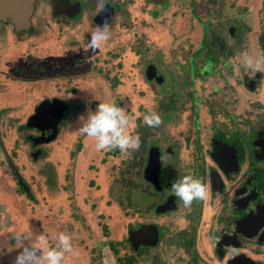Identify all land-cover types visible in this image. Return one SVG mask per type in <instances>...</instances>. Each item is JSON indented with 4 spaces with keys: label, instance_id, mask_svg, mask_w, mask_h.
<instances>
[{
    "label": "flooded vegetation",
    "instance_id": "1",
    "mask_svg": "<svg viewBox=\"0 0 264 264\" xmlns=\"http://www.w3.org/2000/svg\"><path fill=\"white\" fill-rule=\"evenodd\" d=\"M28 2L0 0V264L18 250L3 237L21 230L49 244L69 234L61 264H264V66L253 74L240 64L242 52L264 56V18L261 52H248L243 25L264 0ZM214 6L226 8L220 37L197 17L213 21ZM102 24L108 41L91 44ZM212 37L237 46L219 55ZM167 42L179 49L174 67ZM67 67L81 70L71 89ZM217 84L223 91L208 94ZM89 93L125 109L137 149L89 161L94 140L75 136L76 102ZM51 102L66 106L56 126L39 108ZM149 111L159 126L143 122ZM185 174L207 193L188 207L170 187Z\"/></svg>",
    "mask_w": 264,
    "mask_h": 264
},
{
    "label": "clouds",
    "instance_id": "2",
    "mask_svg": "<svg viewBox=\"0 0 264 264\" xmlns=\"http://www.w3.org/2000/svg\"><path fill=\"white\" fill-rule=\"evenodd\" d=\"M108 39L109 32L106 25L102 24L91 33L90 43L101 46ZM240 64L246 72L255 74L264 66V56L253 57L242 52ZM83 104L84 110L75 116V131L91 137L97 150L119 149L120 152L127 153L138 148V135L127 131L130 118L124 108L114 100H98L92 94L83 99ZM142 119L149 127H156L161 123V117L156 111L146 112ZM68 124L71 127L72 121ZM170 187L185 207L190 206L194 200H203L207 194L204 183L190 174L177 177ZM9 239L11 244L8 243ZM49 239L42 231H13L3 237V246L5 249H18L11 264H61L64 253L71 248L70 235L60 232L55 244L47 243Z\"/></svg>",
    "mask_w": 264,
    "mask_h": 264
},
{
    "label": "rangeland",
    "instance_id": "3",
    "mask_svg": "<svg viewBox=\"0 0 264 264\" xmlns=\"http://www.w3.org/2000/svg\"><path fill=\"white\" fill-rule=\"evenodd\" d=\"M224 9H226V8L224 7ZM224 9H223V7H215V6H214V8H211L210 9V12H211L210 14L212 15L213 21H211L209 23L207 22L204 14H203V12L198 11L197 17H198L199 20H201L200 21V26L202 25L201 22L203 21V26L204 27L202 28V26H201V28L205 32H207L208 35L214 36V37H220V36H222V31L223 30L218 27V23H216V19L218 21L222 20V17L224 16V13H225V10ZM261 17L264 18V12H258V14L247 15L246 18H245V24H243V25L246 27V36H247L246 38H247V41L246 40L245 41L247 42V45H248V52H250V50H251V52H253V51L258 52V50H259V52L262 51L260 48H258L259 43L257 42V39H256V37H258V34L260 32V28H261V25H262V19H260V22L258 24H257L256 20H257V18H261ZM258 25L260 27H258ZM197 27H198V25H197ZM201 28L198 27L197 30H196V32H195V34H194V36H195L196 39H199L200 36H201V34H202V31H200V30H202ZM183 30H184V28H182L181 31H179L178 28L177 29L172 28V32L169 33V34L170 35H174V34L176 35V34H178V36H180L181 38H183V40H181V44H182L183 42H185L184 41V36L186 35L185 34V31H183ZM212 40L214 42V44H213V46H214L213 51L216 52L219 55H221V52L223 51L222 49H220V47H222L223 49L228 50V51H229V48H230V51H231V49L233 48L234 45L237 46V44H235L233 42H231V43H225V41L221 42L220 39L218 40V39L213 38V37H212ZM168 42L166 44V47L168 48L169 51L171 49V51L169 53L171 61H168L167 60V62L170 63V64L172 63L173 64V67H174V65H176L175 62H177V58H178L177 55H178L179 49L177 48L176 43L175 44L172 43V44H170V47H168V45H169ZM238 42L240 44L242 43V36H241V38L239 39ZM174 54L176 56L175 61H174V58H173L174 57ZM182 57L183 56L181 55L180 58H182ZM219 63H221V61ZM208 66H210V65H208ZM62 67H64V66H61L60 69ZM67 68H68V70L66 69L67 75L64 76V80L66 81V84L69 87V89H71L72 88V86H71V83L72 82L70 81V79H72V77H71L72 76V73H74L75 71H77L79 67H77L75 69H72L70 67H67ZM56 69H59V68H56ZM79 71H81V70H78L77 72H79ZM81 78L84 79V82H92L94 80V78L92 77V74H85ZM214 80H216V79H214ZM226 89H231V88L229 86V88H226ZM212 90H214V91L211 92ZM215 91H216V94H217L218 91H219V93H221L223 91V88H221L219 86V84H217L216 86H212L209 89L208 94H211V96H213L215 94ZM174 93L178 96V92L177 91L174 90ZM75 102L76 101H73L72 104H75ZM76 103H80L81 106L84 105L82 101H77ZM70 132L72 134H75L74 131H72V130ZM75 136H78V132H76V135ZM72 139H74V138H72ZM75 141H76V139H74L72 142L75 143ZM80 156H81V154H80ZM104 156L105 155L102 152V150H97L95 148V143L93 142L92 147H91V150H90V153H89V156H88L89 161L92 160L95 163H97L98 162V159L100 157H104ZM119 158L120 157H117L115 159V162H118ZM123 158L124 157H122V159ZM81 159H82V157H81ZM74 160H75V158L72 159L73 162H74ZM120 162L123 163L124 161H120ZM84 165L85 164H83L81 167H85ZM119 172H120V174H118ZM119 172H117V174H118V177L121 178V171H119ZM122 173H123V171H122ZM121 187H124V186L121 185ZM122 190H123L122 188H118V192H120Z\"/></svg>",
    "mask_w": 264,
    "mask_h": 264
},
{
    "label": "water",
    "instance_id": "4",
    "mask_svg": "<svg viewBox=\"0 0 264 264\" xmlns=\"http://www.w3.org/2000/svg\"><path fill=\"white\" fill-rule=\"evenodd\" d=\"M29 4L31 3V0L28 2ZM38 108V107H37ZM41 111L47 110V113L51 115L52 121H53V126H56L59 121L61 120V117L63 115V112L66 110V106L64 104H60V106L57 103L51 102V103H46L42 106L39 107ZM53 111H56L57 114L55 116L53 115Z\"/></svg>",
    "mask_w": 264,
    "mask_h": 264
}]
</instances>
